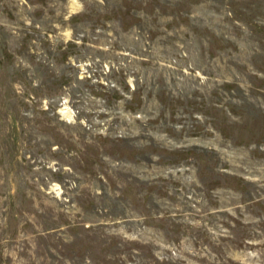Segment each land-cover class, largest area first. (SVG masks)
Masks as SVG:
<instances>
[{"label": "rangeland", "instance_id": "obj_1", "mask_svg": "<svg viewBox=\"0 0 264 264\" xmlns=\"http://www.w3.org/2000/svg\"><path fill=\"white\" fill-rule=\"evenodd\" d=\"M0 264H264V0H0Z\"/></svg>", "mask_w": 264, "mask_h": 264}]
</instances>
